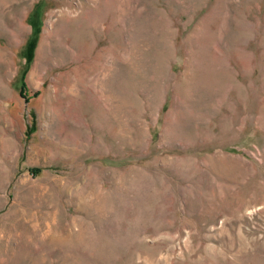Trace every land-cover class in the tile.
Instances as JSON below:
<instances>
[{
  "label": "rangeland",
  "instance_id": "rangeland-1",
  "mask_svg": "<svg viewBox=\"0 0 264 264\" xmlns=\"http://www.w3.org/2000/svg\"><path fill=\"white\" fill-rule=\"evenodd\" d=\"M100 2L0 0V264H264V0Z\"/></svg>",
  "mask_w": 264,
  "mask_h": 264
},
{
  "label": "bare ground",
  "instance_id": "bare-ground-1",
  "mask_svg": "<svg viewBox=\"0 0 264 264\" xmlns=\"http://www.w3.org/2000/svg\"><path fill=\"white\" fill-rule=\"evenodd\" d=\"M86 1H89V2H93L94 0H86ZM96 1H98V3H101L100 2V0H96ZM68 4V3H67ZM81 4V6L82 7H85L86 5H85V2L84 3H80ZM93 4V3H92ZM89 6V5H88ZM72 9V7H71V5H65V6H58L57 7V9H55V10H52L50 13H49V15L50 16H56V19L55 20H51L52 21V24L54 25V23H56V24H58V22H60V21H64V20H66V19H68L69 17H70V11H72L71 10ZM85 9V8H84ZM102 9V8H101ZM88 10V9H87ZM100 11V10H99ZM72 17V16H71ZM48 22H50V20H48ZM21 28H22V26H21ZM53 28V27H52ZM55 29V28H54ZM50 33V32H49ZM35 67V66H34ZM34 70H35V68H33V70H32V72H31V74L32 73H34ZM35 74V73H34ZM33 74V75H34ZM32 75V76H33Z\"/></svg>",
  "mask_w": 264,
  "mask_h": 264
}]
</instances>
